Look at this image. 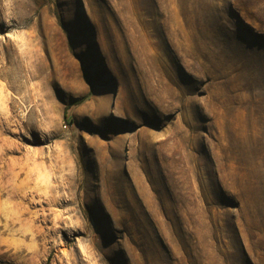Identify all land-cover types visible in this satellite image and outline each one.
Here are the masks:
<instances>
[{"label": "rangeland", "instance_id": "rangeland-1", "mask_svg": "<svg viewBox=\"0 0 264 264\" xmlns=\"http://www.w3.org/2000/svg\"><path fill=\"white\" fill-rule=\"evenodd\" d=\"M0 263L264 264V0H0Z\"/></svg>", "mask_w": 264, "mask_h": 264}, {"label": "trees", "instance_id": "trees-1", "mask_svg": "<svg viewBox=\"0 0 264 264\" xmlns=\"http://www.w3.org/2000/svg\"><path fill=\"white\" fill-rule=\"evenodd\" d=\"M84 99H85V96L77 99L75 102H73V104L79 103V102L83 101ZM0 264H14V263H0Z\"/></svg>", "mask_w": 264, "mask_h": 264}]
</instances>
